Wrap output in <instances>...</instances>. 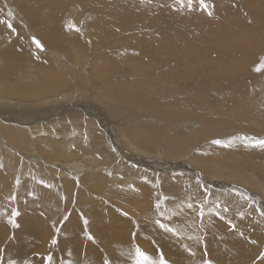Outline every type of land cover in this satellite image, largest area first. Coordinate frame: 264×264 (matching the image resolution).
<instances>
[{
  "label": "rangeland",
  "instance_id": "rangeland-1",
  "mask_svg": "<svg viewBox=\"0 0 264 264\" xmlns=\"http://www.w3.org/2000/svg\"><path fill=\"white\" fill-rule=\"evenodd\" d=\"M22 2L0 0L7 27L0 55L10 52L0 56V70L10 58L19 71L18 79L0 77V264H43L49 251L57 264H101L102 257L122 264L133 220L141 237L155 236L170 264H264V217L256 211L264 207V149L238 139L264 138V70L255 71L264 57V0H208L211 16L181 11L174 0H133V11L117 17L128 24L106 37L95 29L102 22L94 6L66 0L52 19L60 37L72 38L61 50L54 39L48 47L52 30L36 31L40 20L23 14ZM69 20L82 31L68 30ZM13 37L23 50L14 49ZM63 78L68 83L57 87ZM163 197L165 216L196 256L152 232ZM215 205L224 220L207 211ZM13 208L18 228L8 223ZM83 219L96 243L83 235ZM137 243L153 251L148 240Z\"/></svg>",
  "mask_w": 264,
  "mask_h": 264
},
{
  "label": "snow or ice",
  "instance_id": "snow-or-ice-1",
  "mask_svg": "<svg viewBox=\"0 0 264 264\" xmlns=\"http://www.w3.org/2000/svg\"><path fill=\"white\" fill-rule=\"evenodd\" d=\"M174 3L179 6V10L187 9L190 12L195 11H203L207 13V15L211 16L213 15L212 9L215 7L214 4H210L208 0H174ZM9 15L11 16L12 13L9 12ZM0 23H3V21H0ZM8 28H12L13 31L15 29L13 28L11 22L8 23ZM65 27L70 31H75L77 33H80L82 29L78 27L75 23L72 21H68L65 25ZM32 42L36 45L37 49L43 51L44 45L38 40L35 36L32 37ZM261 70H264V57L260 58V63L256 66L255 71L260 72ZM238 139H240L246 146L250 147H258L260 149H264V138H257V137H249V136H241ZM212 143L223 145L225 147H230L232 141H224V140H214ZM2 166V165H0ZM17 184H19V180L16 181ZM43 183V181H41ZM243 199L249 200V197L245 195L244 193H240ZM10 200H15L16 196L12 195L9 197ZM167 199V197L158 198L155 202V210H156V216L152 219V232L154 234H158L160 239H168L176 241L177 243H180L181 247L184 251H186L190 256H196V252L193 250V247H191L188 243L183 242V237L185 233L181 228H177L172 225L171 217L165 216V212L162 210V204L163 200ZM207 204V197L205 196L204 201L200 204L198 209V217L203 218L205 216V207ZM193 207L192 203L188 204V208L191 209ZM219 205H215L214 207H210L207 209L209 212H215L217 216H220L221 220H224L225 217L220 214V211L218 210ZM224 212H227L228 209L225 207L223 209ZM257 212H259L261 217H264V207L257 208ZM20 215L19 211H17L15 208L12 209L11 215L8 219V223L12 225L13 228H18L19 225L16 222V217ZM124 216H128L127 212L123 213ZM175 215V214H173ZM241 216H243V213H240ZM83 218V217H82ZM69 219L68 216L63 217V221H67ZM61 221V223H63ZM88 220L83 219V225H84V232L83 235L86 237L88 241H91L92 243H96L95 237L88 231ZM228 223L231 225V227L234 229L236 226L232 223L231 220L228 221ZM132 224L134 226V230L131 232L130 235V244L128 247L127 252H121V256H126L127 259L122 261V264H170V260L166 259L165 253L161 250V245L157 242V239L155 236H140V230L141 225L138 224L135 220L132 221ZM55 227V226H54ZM55 232L58 234L61 232L60 228H55ZM243 235V233H240ZM139 238L146 239L150 242L152 245L153 251H148L140 246V244L137 243V240ZM187 240L189 241H196L197 244H201L204 242L203 236H193L188 235ZM255 243V241H253ZM50 246L51 248L55 249L59 247L58 244V238L56 235H54L50 240ZM204 255H207V252L205 250ZM260 257L264 258V252L260 253ZM8 264H16L15 260H8ZM24 264H31V261L26 260ZM43 264H57V258L54 257L52 251H49L48 254L44 257ZM59 264H71V261L62 260L59 262ZM101 264H111V261L107 257H102ZM200 264H213V261L210 259H202Z\"/></svg>",
  "mask_w": 264,
  "mask_h": 264
},
{
  "label": "bare ground",
  "instance_id": "bare-ground-1",
  "mask_svg": "<svg viewBox=\"0 0 264 264\" xmlns=\"http://www.w3.org/2000/svg\"><path fill=\"white\" fill-rule=\"evenodd\" d=\"M14 1V3L16 2V1H18V3H19V0H13ZM32 1V2H31ZM78 1H80V2H82V1H84L83 2V6H85V7H88V6H94V8L96 9L95 11H96V13L100 16L99 17V19L101 20V25H97L96 24V31H99V32H101L102 33V37H106L107 35H109V33L110 32H113V31H115L116 33H117V31H119L118 30V27H123V25L124 24H128V22H127V20L126 21H122L121 22V24H119V22H118V20H117V17L119 16V17H121L122 15H124L125 13H123V11H126V13L127 12H132L133 11V8H134V6L132 7L131 5H130V3L133 1V0H78ZM120 1H121V3H120ZM125 1H127L128 2V4L127 3H124ZM62 2H66V0H23V2H22V8H23V14H25L27 17H29L30 18V16H33L32 18H35V19H39L40 20V22L38 23H36L35 24V30L36 31H41V32H44V33H46L47 35H49L50 34V31H49V29L48 28H50L51 30H52V35H53V38L51 39H49V41L50 42H48V47L49 48H51V41H53V39H54V41L55 42H60V45L59 44H57V43H55V47H57L56 49L57 50H61V48L60 47H62L61 45H63L64 46V44L66 43V42H69L70 40L69 39H67L66 38V35H63V36H65L64 38H62V37H60V33H57L56 31H57V29L55 28V26H54V24H53V18L55 17V14H57V9H56V4H60V3H62ZM45 3H47V4H50V5H47V4H45ZM124 4L125 5H128V7H129V5H130V7L129 8H126V9H124L125 7H124ZM133 5V4H132ZM90 8V7H89ZM92 8V7H91ZM90 8V9H91ZM45 9H47V10H45ZM123 13V14H122ZM95 14V13H94ZM0 15H1V12H0ZM136 15V14H135ZM122 17H124V16H122ZM132 17V16H131ZM128 18V17H127ZM121 18H119V20H120ZM16 20V19H15ZM100 20L98 21L99 23H100ZM130 20H132V19H130ZM52 22V24L50 25V23ZM132 22V21H131ZM132 24H133V22H132ZM2 26V24H0V30H3V32H0V34H5L4 33V30H7V27L5 28L4 26H3V28L1 27ZM94 27V26H93ZM129 27V26H128ZM120 29V28H119ZM9 30V29H8ZM95 31V30H94ZM103 31H104V34H103ZM115 32H113V33H115ZM29 33V32H28ZM115 33V34H116ZM31 35V34H30ZM62 36V35H61ZM16 37V36H15ZM55 37V38H54ZM14 38V37H13ZM20 37H18V38H14L13 39V41H11V43H12V46H14V49L16 48V47H18V48H21L22 50H23V41L22 40H20L19 39ZM101 38V37H100ZM116 40L118 41V40H120L121 38H122V36H118V35H116ZM31 39V38H30ZM56 39H58V40H56ZM113 39V38H112ZM105 40H106V38H104V43H105ZM127 41H129V40H127ZM73 42V41H72ZM112 42L114 43L115 42V40H112ZM101 43H103L102 41H101ZM68 45V44H67ZM112 46H114V44L112 45ZM116 46H118V45H116ZM120 46V45H119ZM118 46V47H119ZM118 47H117V49H118ZM54 48V47H53ZM120 48V47H119ZM46 49H47V47H46ZM64 49V48H63ZM66 50V49H65ZM8 50H2V53H1V57L3 58V60H4V57H6V55H8V53H10V52H7ZM1 52V51H0ZM56 51H55V49H54V52L53 53H55ZM57 53V52H56ZM55 55V54H54ZM10 55H8V57H9ZM57 56V55H56ZM10 60V61H9ZM14 60V59H13ZM13 60H11L10 58H7V60L6 61H8V63H7V65H6V67L8 66L9 67V69H7V68H5V69H1L0 70V77H8V76H13L14 75V77H16L17 78V76H18V74H19V71H18V69H16V70H14L13 69V67H14V65H12V66H10V64L11 63H15V62H13ZM15 61V60H14ZM127 62V61H126ZM168 63V62H167ZM18 68V67H17ZM115 69V68H114ZM33 70V69H32ZM113 70V69H112ZM14 71V72H13ZM52 76V75H51ZM35 77V76H34ZM52 77H54V76H52ZM59 77V76H58ZM55 78V77H54ZM18 79V78H17ZM134 79V78H133ZM53 80H55V79H53ZM131 80V79H130ZM5 81V80H4ZM66 78H63V79H59V80H57V87H60L61 85L62 86H65V84H66ZM70 82V81H69ZM68 83V82H67ZM203 86V85H202ZM8 88V87H7ZM4 89V88H3ZM9 89V88H8ZM12 89V88H11ZM14 89V88H13ZM12 89V90H13ZM16 89V88H15ZM19 89V88H18ZM17 89V90H18ZM24 89V88H23ZM5 90H6V88H5ZM12 90H10V91H12ZM16 90V91H17ZM123 91H128V90H124V89H122ZM5 92V91H4ZM8 92V91H7ZM17 92H19V91H17ZM17 92H13L12 91V93L13 94H16ZM29 92V90L27 91V93ZM130 92V91H129ZM6 93V92H5ZM11 93V94H12ZM19 93H22V92H19ZM136 98H137V96L134 94V92H131ZM26 94V93H25ZM34 96H38L39 94H41V92L40 91H36V92H33L32 93ZM23 96V95H22ZM28 96V95H27ZM33 96V97H34ZM40 96V95H39ZM15 97V96H14ZM141 97V96H140ZM142 99V98H141ZM119 101H122V102H125V101H127V99L126 100H122L121 98H119L118 99ZM139 100V99H138ZM246 100V99H245ZM129 101H132V100H130L129 99ZM52 102V101H51ZM45 103V102H44ZM22 105V104H21ZM210 105V104H209ZM47 106V105H46ZM32 108V107H31ZM49 108V107H48ZM256 108V107H255ZM54 109V108H53ZM92 111V110H91ZM27 112V111H26ZM47 112V111H46ZM50 112V111H49ZM247 112H248V110H247ZM247 112H245V113H247ZM48 114V113H47ZM237 114V113H236ZM250 114V113H249ZM18 116V115H17ZM24 116V115H23ZM25 117H27V116H25ZM250 117V116H249ZM16 118V117H15ZM23 119V118H22ZM4 120H5V118H4ZM76 121V120H75ZM209 122V121H208ZM190 123V122H189ZM230 124V123H229ZM243 124V123H242ZM109 128V127H108ZM243 132V131H242ZM110 135V134H109ZM171 139V138H170ZM124 147V146H123ZM118 148V147H117ZM159 154V153H158ZM31 156V155H30ZM126 158V157H125ZM160 158V157H159ZM148 163V162H147ZM144 164V163H143ZM170 166V165H169ZM174 168V167H173ZM179 167H177V169H178ZM162 169V168H161ZM225 182V181H224ZM5 185V184H4ZM126 202H128V201H126ZM130 202V201H129ZM130 205V204H129ZM228 241V240H227Z\"/></svg>",
  "mask_w": 264,
  "mask_h": 264
},
{
  "label": "water",
  "instance_id": "water-1",
  "mask_svg": "<svg viewBox=\"0 0 264 264\" xmlns=\"http://www.w3.org/2000/svg\"><path fill=\"white\" fill-rule=\"evenodd\" d=\"M33 37V36H32ZM32 37H31V40H32ZM35 45V44H34ZM36 46V45H35Z\"/></svg>",
  "mask_w": 264,
  "mask_h": 264
}]
</instances>
